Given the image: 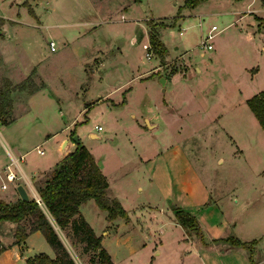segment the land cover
Wrapping results in <instances>:
<instances>
[{"label": "rangeland", "instance_id": "rangeland-1", "mask_svg": "<svg viewBox=\"0 0 264 264\" xmlns=\"http://www.w3.org/2000/svg\"><path fill=\"white\" fill-rule=\"evenodd\" d=\"M28 8L34 14L31 15ZM253 13L262 16L259 30ZM241 14L248 19L251 30H255L253 35L248 28L247 33H238L233 24L225 27L229 17ZM0 17L3 19L0 97L10 98L8 105L12 108L2 116L8 120L22 113L17 121H0V160L7 154L4 147L15 153L7 133L22 146L19 151L29 149L20 162L25 169L26 163L40 156L35 147H30L38 137L58 127L56 119L63 122L59 126L63 128L55 138L68 132L64 123L78 120L76 134L94 158L104 162L106 171L111 175L117 169L116 173L122 171L132 177L130 202L134 195L145 196L147 185L151 184L153 196L144 203L162 209L177 205L182 209L188 207L187 211L201 226V236L189 240L184 235L178 245L169 246L170 250L153 264H170L176 256L179 264H186V243L190 246L187 255L190 264H264V127L258 124L245 103L247 97L264 89V5L261 0H199L193 7L185 6L184 0H0ZM148 22L155 23L159 39L168 50L163 59L143 47V43H148ZM211 24L219 31L210 40L212 48L203 50L199 42ZM51 39L55 43L54 50L48 46ZM146 51H150L149 58L145 56ZM100 59L104 64L101 69L104 80L92 85L88 69ZM159 63H163V70L167 71L179 70L185 64L191 72L196 66L200 67L203 74L199 86L207 89L204 99L211 107L209 116L221 113L216 122L207 125L193 122L187 127L178 120L167 131L148 129L144 135L136 134L135 119L140 120V114L139 110H134L133 118L130 109H135L144 93L149 94L144 101L152 108L158 93L149 85L142 88L137 79L111 95L113 99L120 98L125 88L132 87L128 105L119 111L111 108L104 112L101 105L89 110L83 108L85 102L88 104L94 99L95 92L100 93L106 86L115 87L137 70L153 66L160 69ZM42 80L46 89L40 94L54 93L61 100L62 115L56 112L48 116L54 118L48 121V132L42 130L44 126L39 117L51 107L43 99L32 101L29 106L23 102V97L40 87ZM86 85L90 88L86 89ZM24 107L28 111L26 115ZM34 116L36 121L32 124L21 125L25 117ZM94 124L101 128H94ZM89 131L97 132L98 138H91ZM153 141L158 147L151 146ZM70 143L69 140L68 147ZM172 143L177 145L174 159L170 151L164 153L165 147ZM40 145L46 149V145ZM158 149L163 150L160 158L155 162L143 161ZM138 156L142 161H138ZM117 162L123 163L121 169L117 168ZM136 185L142 187L143 193L136 195ZM183 193L187 195L182 196ZM88 202L82 209L85 216L91 218L92 209L96 207L93 201ZM134 213L144 225L143 229L136 227V230L141 229L142 236L152 242L149 234L153 229H161L159 220L164 219L163 215L147 208ZM148 213L154 215L151 221ZM14 225L11 221L0 222V249L5 247L0 250V264H26L25 258L38 252L53 255L43 235L37 232L26 243L30 250L22 251L25 258L17 257L15 248L9 245ZM94 225L99 236L105 228ZM57 232L75 264H98L92 250L82 252V244L71 247L66 231L63 234L57 228ZM157 232L165 241L164 234ZM220 237L237 238L246 245L222 253L230 242L211 240ZM104 242L118 255H125L120 244L108 238ZM132 243L130 240L125 252L135 249ZM200 245L204 247L205 262L198 258L196 247ZM134 260L135 256L132 262Z\"/></svg>", "mask_w": 264, "mask_h": 264}, {"label": "crops", "instance_id": "crops-1", "mask_svg": "<svg viewBox=\"0 0 264 264\" xmlns=\"http://www.w3.org/2000/svg\"><path fill=\"white\" fill-rule=\"evenodd\" d=\"M87 1L90 2L91 0H87ZM249 4L250 3H247L246 6H249ZM233 13H235V11H233ZM120 15L122 16V14ZM253 15H254V19L258 21L256 29L259 30V27H261L262 16L256 13H253ZM232 24L234 25V27L235 26L237 27L238 33H247V30L250 29L251 34L253 35V32L255 31V30H251L253 27L248 22V19L245 17V15L243 14L237 15L236 17H233V18L229 17L227 19V22L225 23V27L228 25H232ZM208 29L205 32H207ZM251 34L249 33V35ZM147 35H148V32H147ZM131 38L132 40H135L134 37H131ZM147 46H148L147 42L143 43V47L146 48ZM260 47L262 48V45ZM200 54L203 55L204 52ZM103 65H104L103 61L100 59L99 61L95 63L93 67L88 69L89 70L88 79H89L90 84L99 85L102 83V81L104 80L103 73L101 71ZM205 65L206 64H204V66ZM210 65L211 64H209L208 66L210 67ZM159 67L160 69H157V66H153L152 68H149V69L137 70L135 75H131L130 78L126 79L122 83H119L115 87H111V86L104 87L100 93L95 92L94 99H92L91 102H88V104L85 102L83 104V108L87 107V110H89L90 108L96 105H101L102 108L104 109V112H108V110H111V108L114 111L115 110L119 111L121 108L126 107L128 105V101L131 95L133 94L132 87L129 85L127 88H125L120 98L113 99L111 98V95L115 92V90L118 91L121 88L128 85V83L136 81L137 79V81L143 86V87L141 86L142 88H147V85H149L152 87V89H154L155 92L157 91L158 93L156 94L157 99L155 103L153 102L152 108L151 106L148 105V102L146 103L144 101V98L147 99V96L149 95L147 93L141 94L140 98L142 102L141 100L139 102H136V105L134 106L135 109L128 108L131 110L130 116L133 118H135L134 110H139L138 114H140V120L135 119V127L137 131L136 134L144 135L146 134V131L148 129H164L167 131L169 130L170 126H172L178 120L180 121V123L184 124L187 127H190L191 125H193V122H197V124H200V125H203V124L207 125V124H211L209 122L217 121L221 113L218 112L219 113L218 114L216 112L214 117H213V114L209 116L208 110L211 107L207 103V101H205L204 99L207 96V93H206L207 89L202 88L204 86H199V82L201 80L200 78L203 74V72L200 71L201 70L200 67L196 66L194 72L190 71V68L187 64H185V66H183L179 70H172V71H167L168 69L163 70V67H164L163 63H159ZM208 70L209 68L206 69L205 71H208ZM164 71H167V72H164ZM42 82L43 83L42 85H40V87L26 94L23 97V102L25 101L26 104L29 106V103L31 104L32 101H35L37 99L39 100L43 99L44 102L47 104V106L49 108L51 107V109L49 110H46V109L44 110L45 117L44 115H40L42 117H39V120L42 121L40 122L41 125L44 126L42 130L48 132L50 130L49 129L50 127H48L50 122L48 121L51 120L52 122L54 120V118L50 119L48 116H50V114L51 116H53L56 114V112H58L59 115H62L61 106H60L61 100L54 93H50L48 96L44 94H40L46 89L45 82L43 80ZM86 86H87L85 87L86 89L90 88L89 85H86ZM160 93L162 95L159 96ZM175 95H177L178 98H176ZM181 95H183V97ZM11 110L12 108L10 109V111ZM27 113H28L27 108H25L23 111V114L26 115ZM21 114L17 116H13V117L10 116L11 118L8 119V121L9 122L17 121L22 116ZM33 121H36L35 116L32 118L25 117V119L22 120L20 123L21 125L23 124L26 125V124H32ZM56 121H57L56 123L58 127L54 128L53 132L47 133L44 137H42V135L41 137H38L37 138L38 140L36 139L35 141L36 143H34V145L30 147V148L36 147V146L40 147L41 146L40 144L42 145L44 144L46 145V149L41 148L43 152L40 153V156H37L36 158H34V160L29 161V163H26L25 169L22 168L21 166L22 171L33 182L35 187L41 184L43 180H45L48 177L49 173L54 168L56 163L66 153H68L74 148L76 142L83 144L79 136L76 134L75 126L79 123L78 120L74 121L72 119V120L67 121V123H64V127L68 126V132L67 133L65 132V134L60 135L59 138H55V136L61 134V130L63 126L61 127L59 126L63 122H61L60 119L59 120L56 119ZM71 125H73L72 128H71ZM94 128L99 129L101 128V126L99 124L97 125L94 124ZM23 131H26V130L23 129ZM87 134L91 138H98V133L95 131H89ZM7 138L10 140L12 147L15 148L16 154L25 155L28 152L29 149L23 152L19 151V147H22V146L18 144L17 142H15L13 138H10L9 133H7ZM69 140L71 141L70 143L71 147H68ZM153 145L155 147H158V144L155 141L152 142L151 146ZM175 147H177V145H174L173 143L168 145L167 147H165L166 150L164 151V153L167 151H170V154H171L170 157L174 159L173 155H174ZM4 148H5L6 153L7 151H9L11 152V154L16 156V154L12 150L8 149L7 147H4ZM154 152L156 153H152L151 157H148L147 159L143 161L144 162L146 161L155 162L157 158H160L159 154L161 155L163 150L160 151V149H158V151H154ZM179 153L181 155V152ZM90 154L92 155L91 152ZM181 156L184 157L183 154ZM92 157L97 163V165L99 166L103 175L106 177V180L108 183L107 195L119 200V202L121 203V205L127 212L126 218L116 217L112 220H108L106 218V211L98 208L92 199H87L86 201L82 202L79 205V213L82 216H84V218L87 220L86 222L91 226L95 235L99 238V242L101 246L108 253L112 264H153V262H155L158 257H161L160 255H162L163 253L165 254L170 250L169 246H172L175 243L178 245L179 241L185 237L184 235H187L190 238L189 240H191L193 237L197 239L199 236H201L202 231H201L200 225H199L200 234L197 235L193 232H188L185 228H183L175 220L174 210L175 208H180L177 204H176L177 206L163 207L162 209V208H156L155 206H151L147 203H144V201L149 200V196H153L152 195L153 186L151 184L147 185L145 196L135 197L134 195L133 200H131L130 202L128 195H133L132 193L133 188L131 187L132 185L131 181L133 180L132 177L126 176L127 174L121 173L122 171H118L116 173L117 169L115 170V173L110 175V173H108L105 169L104 162L102 163L101 161L96 160L93 155ZM138 157H139L138 161L139 162L142 161L141 156H138ZM8 162H9V156L7 153L6 157L3 160H0V185L2 182H5L2 177V174H3V168ZM122 165L123 163L121 162L116 163V166L118 169H121ZM179 178H183V177L180 176ZM15 186L16 185L13 183H6L5 188L0 187V199L4 200L5 202H13L17 198H19L18 193L16 192V189H15ZM136 186H137V190L135 192L136 195H139L138 194L139 192L143 193L142 187L139 185H136ZM180 186L183 187L182 191H185L186 189L185 185L182 184ZM184 194L185 193H183L182 196H184ZM89 200L93 201V204L96 207L95 209L94 208L92 209L93 213H91L90 215L91 218H87L82 209V205H84L85 203H90L88 202ZM144 208L145 209L147 208V210H150L151 212L158 210V214L163 215L164 219L159 220L160 221L159 226H161V229H157V230L159 232L161 231V233L164 234V237L162 238H164L165 241L160 239L159 237L160 233H158L156 229H153L152 234H149L151 235L152 242H149L148 239H145L142 236L141 229H143L144 225L141 222L143 220H139L138 215L135 214L134 211L141 210ZM207 208L208 207H205L203 209L207 211ZM184 209H186L185 211L190 210L188 207H184ZM152 216H154L152 213L147 215V218H149V221H151ZM94 224L98 225L99 228L101 229L105 228L104 231L103 230L101 231L99 236H98V233L96 232V227ZM144 224H147V222ZM15 226L16 224L14 225V227ZM56 227L57 226H55L56 232H57V228L63 234L66 231L67 234L65 233V237L67 235L66 238L69 240V244H71V247H72V243L70 242V238L68 235V231H69L68 228L61 229L59 227L57 228ZM136 227H140L141 229L136 230ZM37 232L39 231L38 230L32 231L26 236V238L24 239V242L19 243V244L14 243V237L12 235V240L9 245H11L12 249L15 248L17 257L25 258L26 255L25 254L22 255V251L23 249L30 250L31 247L29 248L26 243ZM174 234H177V235L174 236ZM106 238L113 240L115 244H120L119 247L124 248L123 254L125 255L120 256L113 249H111L109 245L104 242ZM130 240L133 242L132 244H134L135 249L133 251L125 252V250L129 248ZM211 240L212 242H216V241H213L214 239H211ZM218 241H221V240H218ZM0 245L2 244L0 243ZM189 247L190 246L186 243V246H185L186 251L183 250V248H181L180 250L185 251L186 254L188 255ZM236 247L238 246H233L231 243H229V245L225 246L221 250V252L227 253L228 251H231L233 248H236ZM196 249H197L199 260L205 262L204 255H203L204 247H201L200 245L199 247H196ZM187 255H185L187 257L185 261H186V264L187 263L190 264L189 261H191V259ZM48 256L54 257V252L52 256L50 255ZM117 256H119V259H116ZM134 256L136 257L137 262L136 260L132 262V257ZM177 258L178 256H176L172 260V262H170V264H179Z\"/></svg>", "mask_w": 264, "mask_h": 264}, {"label": "trees", "instance_id": "trees-1", "mask_svg": "<svg viewBox=\"0 0 264 264\" xmlns=\"http://www.w3.org/2000/svg\"><path fill=\"white\" fill-rule=\"evenodd\" d=\"M199 0H184V5L193 7ZM28 12L34 14L31 8ZM3 22L0 17V26ZM148 49L159 58L167 54V49L159 39L155 23L148 22ZM10 98L0 97V121H8L2 116L10 111ZM245 103L264 127V89L247 97ZM107 180L89 150L79 142L66 153L54 166L48 177L36 186L41 203L33 198L23 200L17 198L13 202L0 199V222L11 221L16 224L12 235L14 243H23L26 236L38 230L54 252L49 257L44 252L35 253L25 258L26 264H75L69 251L59 238L55 226L68 228L72 246L82 244V252L92 250L98 264H112L106 250L101 246L99 238L91 226L79 213V205L92 199L96 206L106 211V218L127 217V212L114 197L107 195ZM175 220L188 232L199 233V224L189 212L175 208ZM229 241L233 246L244 247L245 242L232 237H220L213 241ZM4 248H1L2 250Z\"/></svg>", "mask_w": 264, "mask_h": 264}, {"label": "built area", "instance_id": "built-area-1", "mask_svg": "<svg viewBox=\"0 0 264 264\" xmlns=\"http://www.w3.org/2000/svg\"><path fill=\"white\" fill-rule=\"evenodd\" d=\"M264 5V0H261ZM219 31L215 24H212L208 31L205 33V37L201 39L199 42V48L201 49H211L212 44L210 40L214 37V35ZM48 46L50 50H54L55 43L53 40L48 41ZM145 56L147 58L150 57V51L145 52ZM36 152L42 153V149L39 146L35 147ZM9 156V162L3 168L2 177L5 182H2L0 187L5 188L6 183H13V184H22L25 188L26 192L28 193L29 197L33 198L38 204L41 203L39 198L37 189L33 182L28 178V176L22 171L20 162H22L23 155L14 156L11 152L7 151Z\"/></svg>", "mask_w": 264, "mask_h": 264}, {"label": "water", "instance_id": "water-1", "mask_svg": "<svg viewBox=\"0 0 264 264\" xmlns=\"http://www.w3.org/2000/svg\"><path fill=\"white\" fill-rule=\"evenodd\" d=\"M15 189L20 199L27 200L30 198L22 184H16Z\"/></svg>", "mask_w": 264, "mask_h": 264}]
</instances>
